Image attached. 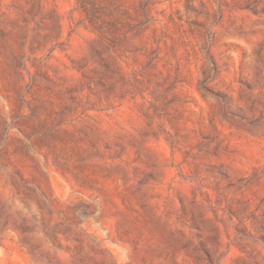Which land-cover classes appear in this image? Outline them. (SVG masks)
<instances>
[{"label":"rangeland","instance_id":"374dc122","mask_svg":"<svg viewBox=\"0 0 264 264\" xmlns=\"http://www.w3.org/2000/svg\"><path fill=\"white\" fill-rule=\"evenodd\" d=\"M0 264H264V0H0Z\"/></svg>","mask_w":264,"mask_h":264}]
</instances>
